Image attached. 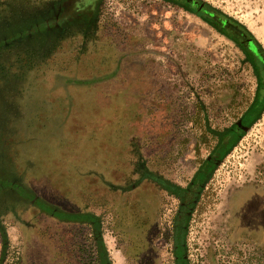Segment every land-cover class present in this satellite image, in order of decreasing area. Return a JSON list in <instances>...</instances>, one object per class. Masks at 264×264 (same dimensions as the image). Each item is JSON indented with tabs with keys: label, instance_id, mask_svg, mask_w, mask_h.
Masks as SVG:
<instances>
[{
	"label": "rangeland",
	"instance_id": "obj_1",
	"mask_svg": "<svg viewBox=\"0 0 264 264\" xmlns=\"http://www.w3.org/2000/svg\"><path fill=\"white\" fill-rule=\"evenodd\" d=\"M79 2L0 0V264H264V0Z\"/></svg>",
	"mask_w": 264,
	"mask_h": 264
},
{
	"label": "crops",
	"instance_id": "obj_2",
	"mask_svg": "<svg viewBox=\"0 0 264 264\" xmlns=\"http://www.w3.org/2000/svg\"><path fill=\"white\" fill-rule=\"evenodd\" d=\"M259 190L251 188L252 193L260 197L259 203L250 204L248 203L249 198L246 193L242 196L240 209L241 216L247 221L246 230L251 234L259 243V245H264V189ZM252 193H249L253 195Z\"/></svg>",
	"mask_w": 264,
	"mask_h": 264
},
{
	"label": "trees",
	"instance_id": "obj_3",
	"mask_svg": "<svg viewBox=\"0 0 264 264\" xmlns=\"http://www.w3.org/2000/svg\"><path fill=\"white\" fill-rule=\"evenodd\" d=\"M79 1L80 0H69L67 6L59 13L60 15H58V19L62 20L66 18L79 17L80 15H84L85 11H87L88 6L86 4L79 6ZM52 19L54 20V17ZM93 260L96 262L97 258L94 257Z\"/></svg>",
	"mask_w": 264,
	"mask_h": 264
}]
</instances>
